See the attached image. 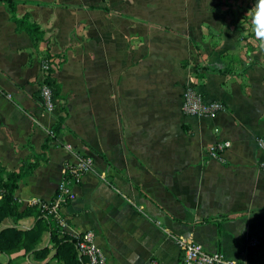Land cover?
<instances>
[{"label":"crops","instance_id":"1","mask_svg":"<svg viewBox=\"0 0 264 264\" xmlns=\"http://www.w3.org/2000/svg\"><path fill=\"white\" fill-rule=\"evenodd\" d=\"M15 1V17L44 35L18 30L0 2V166L17 172L40 156L66 111L48 161L18 182V211L52 202L66 165L87 156L94 171L70 186L59 224L72 238L93 232L106 264H180L179 239L264 264V36L253 20L229 22L224 0ZM207 29L222 39H206ZM44 62L59 88L51 113L39 98ZM188 84L225 110L183 115ZM220 142L230 147L211 156ZM220 216L232 219L218 229ZM34 224L28 216L0 228ZM48 242L45 231L35 246L48 247L44 258L14 249L0 264H62Z\"/></svg>","mask_w":264,"mask_h":264},{"label":"trees","instance_id":"2","mask_svg":"<svg viewBox=\"0 0 264 264\" xmlns=\"http://www.w3.org/2000/svg\"><path fill=\"white\" fill-rule=\"evenodd\" d=\"M255 1V0H253ZM1 3L7 5L13 21L18 30L27 31L33 39L41 40L44 33L39 30V27L29 21V16L24 15L20 19L15 17L16 1L15 0H0ZM206 72L225 74V70H220L217 67L206 66ZM53 68L50 66L45 82L54 88V99L59 98V88L52 78ZM64 115H61L52 128L53 137L47 138L42 145L41 155L33 158L32 161L26 163L19 168L17 172L9 171L0 166V224L5 220L18 221L19 219L33 216L35 224L32 228L22 229L16 226H6L0 228V252H8L14 249L24 250L26 253H33L37 257H46L49 253L48 247L43 249H35V246L40 242L42 234L49 232L48 246L54 250L53 258H57L62 264H85L86 258L80 255L76 248L77 238H72L64 234L61 230L59 220L55 215L42 211L37 207H27L22 211H18V207L14 205V191L18 186V182L22 177L31 174L40 164H45L48 161L47 150L50 143L55 139L56 134L60 131L66 118V111L61 107ZM58 195L56 191L55 197ZM217 223H214L218 229L221 224L226 222L231 217L220 216Z\"/></svg>","mask_w":264,"mask_h":264},{"label":"built area","instance_id":"3","mask_svg":"<svg viewBox=\"0 0 264 264\" xmlns=\"http://www.w3.org/2000/svg\"><path fill=\"white\" fill-rule=\"evenodd\" d=\"M42 70L45 76L40 85L39 98L44 111L51 113L57 108V102L53 97L55 92L54 88L45 82L49 71L47 62L43 63ZM1 96H4V93L0 89ZM180 109L185 116L212 118L223 112L225 106L218 100L208 99L194 85L188 84L181 93ZM256 145L259 150L264 151V137H258L256 139ZM229 147L230 143L228 142L215 143L209 147V153L211 156L220 157V154ZM67 148L69 149L70 147L67 146ZM259 169L264 174V161L259 163ZM93 171V159L87 156H78L74 163L66 165L64 179L58 187V195L55 199L50 203H37V208L55 215L60 223L58 208L61 202L67 203L71 200L70 186L78 184L85 174ZM76 238L77 251L86 258L87 264H106L104 253L94 242L93 232L85 231ZM178 245L181 256L180 264H240L225 258L220 253H209L201 245L187 239H179ZM251 245L256 246V241H251Z\"/></svg>","mask_w":264,"mask_h":264},{"label":"rangeland","instance_id":"4","mask_svg":"<svg viewBox=\"0 0 264 264\" xmlns=\"http://www.w3.org/2000/svg\"><path fill=\"white\" fill-rule=\"evenodd\" d=\"M245 1L246 0H224L223 1L224 3H227L226 8L229 7L230 13H227L226 9L223 12L224 15L228 14L231 16L230 20H228L229 22L236 23V22H240L243 20V23L248 25L251 20H254L255 10H256L257 4L259 3V0H255V1L247 0V1H250V3L255 2V4H252V6H250L249 4H246ZM245 27H247V26H244V29H245ZM206 32L209 33L206 36L207 37L206 39H222L220 37V33L213 32L210 29H207ZM250 34L251 33H249L248 36H250ZM242 38L248 39L246 32L244 34H242Z\"/></svg>","mask_w":264,"mask_h":264},{"label":"clouds","instance_id":"5","mask_svg":"<svg viewBox=\"0 0 264 264\" xmlns=\"http://www.w3.org/2000/svg\"><path fill=\"white\" fill-rule=\"evenodd\" d=\"M253 23L260 34L264 36V0H259L256 6ZM264 43V41H262Z\"/></svg>","mask_w":264,"mask_h":264}]
</instances>
